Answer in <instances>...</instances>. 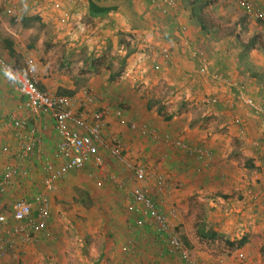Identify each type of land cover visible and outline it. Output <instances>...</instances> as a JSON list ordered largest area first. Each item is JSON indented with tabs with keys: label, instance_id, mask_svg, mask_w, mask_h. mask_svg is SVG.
Segmentation results:
<instances>
[{
	"label": "crops",
	"instance_id": "1",
	"mask_svg": "<svg viewBox=\"0 0 264 264\" xmlns=\"http://www.w3.org/2000/svg\"><path fill=\"white\" fill-rule=\"evenodd\" d=\"M198 1L191 0L193 4L183 10L181 0H174V7L161 15L146 0H0L2 58L21 64L27 56L32 57L34 79L41 91L79 97L80 89L87 87L94 98L87 109L109 110L102 129L104 142L111 137L119 139L124 158L150 171L146 170L148 175L143 181L135 182L128 169L101 150L100 168H92V173L94 180H100V188L108 185L115 191L101 201L103 207H108L107 213L97 214L92 208L94 199L90 191L98 186L91 179L83 180L80 173H86V169L71 171L49 193L50 216L45 227L31 234L28 241L14 239L0 264H183L150 226L133 230L137 246L124 249L132 235L129 229L135 216L126 211L130 196L124 205L131 216L118 210H123L120 191L129 187V192L136 185L147 191L160 211L167 214L173 210V215H167L170 227L179 233L201 264H264V256L259 259L260 248L253 247L260 245L264 237V200L260 196L264 194V135L261 140L263 133L250 116L251 111L237 102L239 88H243L245 96L264 107V81L257 73H241L242 79L248 75L250 87L239 85L241 77L237 78L231 69L234 58L225 63L223 52L217 51L219 42L211 39V32L201 31V25L191 16ZM259 3L264 6V0ZM181 26L186 27L183 32ZM185 39L206 57L210 72L225 63L231 71L226 68L223 78L239 87L215 84L206 75H199L195 58H189L181 45ZM162 45L170 50L167 57L159 53ZM139 85L141 92L135 93L132 86ZM169 85H174L176 91V110L173 108L172 112L168 103L174 96L169 97L171 90L164 94ZM201 95L215 97L216 104L199 105L196 99ZM178 99H182L183 106L178 105ZM23 101L0 74V148L10 149L9 154H0V174L11 164L8 157L17 149L11 119L24 121V133L38 139L42 152L40 157L33 155L15 164L26 175L12 178L0 195V212L6 214L14 200L31 199L42 189L39 165L43 158L51 156L57 140L52 120L31 116L23 108ZM160 102L168 105L160 106ZM192 105L198 108H191ZM181 107L188 109L179 110ZM118 108L122 111L119 118L113 114ZM221 116L224 121H215ZM232 117L239 119L241 134ZM129 122L155 130L156 136L130 130ZM163 137H179L196 145L204 141L211 154L207 169L181 151L170 158L173 149L160 144ZM234 138L241 140L240 147L237 143L234 147ZM154 175L164 179L163 191L152 187ZM75 187L82 189L83 196L72 212L59 200ZM216 194L221 196L218 202ZM85 199L92 204L90 207L83 204ZM195 200L207 202L204 206L210 209L207 217H200L205 223L202 227L192 210ZM216 202L225 207L220 214L218 207H213ZM236 233L239 237L235 247H216L222 243L220 237L230 246L228 243H233ZM243 237L247 241L239 247L237 243ZM238 255H243V260Z\"/></svg>",
	"mask_w": 264,
	"mask_h": 264
},
{
	"label": "built area",
	"instance_id": "2",
	"mask_svg": "<svg viewBox=\"0 0 264 264\" xmlns=\"http://www.w3.org/2000/svg\"><path fill=\"white\" fill-rule=\"evenodd\" d=\"M147 2L161 15H166L169 9L175 5L174 0H147ZM233 2L243 11L247 19L264 27V6L253 2V0H233ZM179 29L183 32L186 27L181 26ZM181 45L187 50V54L191 58H195L196 71L199 75H206L209 81L215 84L223 83L232 88L239 87L232 81L227 82L221 75L210 72L206 57L192 48L186 39L182 40ZM169 51L166 45L159 47V53L163 57H167ZM0 74L10 88L24 98L23 108L25 111L33 117L47 116L52 120V128L57 137L51 156L43 158L40 163L42 189L31 199L14 200L10 204L8 214L0 212L1 258L7 250L11 249L14 239L28 241L31 239V234L39 232L45 227L50 216L49 193L55 183L67 173L86 169V177L95 181L96 186L101 184L100 180H94L92 173V168H100L102 156L99 152L101 150H105L109 157L128 169L135 182L143 181L148 172L144 166L131 163L124 158L122 143L119 139L111 137L107 143L104 142L102 129L109 110L107 107L87 109L88 105L94 103L92 93L87 87L80 89L79 97L41 91L34 79L33 59L30 56H27L21 64H13L4 60L0 55ZM239 91L238 104L259 117V130L263 131L264 109L250 97L245 96L242 93V88H239ZM216 100L213 96L201 95L196 99V102L201 106L215 105ZM113 114L119 118L122 111L118 108L113 111ZM232 120L237 126L238 133L241 134L242 127L239 119L232 117ZM10 123L17 141V149L11 158L20 164L29 160L33 155H36V157L42 156L38 139L24 133V121L20 118H13ZM128 128L136 130L140 135L156 136L155 130L149 129L143 124L139 126L135 122H129ZM161 144L193 156L199 167L203 169L208 166L211 159L208 150L200 147V145L186 143L178 138L163 137L161 138ZM9 153L10 149L8 147L3 146L0 148V154L7 155ZM17 167L7 165L3 168L0 174V195L5 193L12 178H21L26 175L24 171H20ZM151 180L152 187L156 191L164 190V179L160 175L152 176ZM129 196L131 200L128 205V212L135 216L133 223L136 227L147 225L156 230L170 253L178 256L183 264H201L183 243L177 231L170 227L168 216L173 215V210L168 211L167 214L160 211L155 201L140 185L130 189ZM260 196L264 200V194ZM130 246H133L132 240L127 241L124 249L128 250ZM238 258L243 260V255H238Z\"/></svg>",
	"mask_w": 264,
	"mask_h": 264
},
{
	"label": "rangeland",
	"instance_id": "3",
	"mask_svg": "<svg viewBox=\"0 0 264 264\" xmlns=\"http://www.w3.org/2000/svg\"><path fill=\"white\" fill-rule=\"evenodd\" d=\"M259 1L260 0H253V2H255L257 4H260ZM189 3L193 4L191 2V0H181V5H182L183 10L186 9V6H188ZM194 10L198 13L197 15H198L199 19H201V21L204 24V26L206 27L207 31L211 32L210 33L211 39H214L215 42H219L220 48L226 53L227 56H231L232 58H234L232 60V64H233L232 68L231 67L230 68L232 69L233 72L235 71V73L237 74L236 77L240 78L241 73H247L248 74V73L252 72V73H257V74L261 75L262 76L261 79L263 82L264 81V27L259 26L258 24H253L249 19H246V18H243V21L240 23L239 20L243 16H242L241 12L236 8V6L232 0H210V2L207 3L205 6L203 5L201 9H198V3H197V7ZM252 36H257V43H255V46L252 49L247 50L246 52H241V53H243L241 59H239V58L235 59L238 57V54L240 53L239 48H237L239 46L237 43H239L240 45H245L248 42V40H250L252 38ZM234 55H235V57H234ZM116 59H118V57H116ZM229 71H231V70H229ZM242 78H243V76L240 79L241 81L238 82L239 85H243V86H246L247 88H249L250 86H247L248 81L250 80L248 75L245 76L244 79H242ZM141 84L142 83H140V85ZM134 85H135V83H134ZM140 85L137 86L136 88H134V86H132V88L135 89V93L141 92L140 91ZM173 88H174V85H169L168 89L164 93V94H166L168 91L171 90V92H169V95H170L169 97L174 96L172 98V102L168 103L171 105V108L169 107V112H172L171 110L173 108H174V110H176V96H175L176 91H173L174 90ZM179 97L181 98L182 95H179ZM140 98H141V96L138 95V99H140ZM182 98H184V97H182ZM181 100L182 99H178V101H179L178 105L183 106V104L181 105V103H180ZM194 102H195V100H194ZM168 104H164V103L160 102L159 105L163 106V105H168ZM191 108L197 109L198 107H194L192 105ZM1 109H2V107H0V113H1ZM154 109L157 110L156 107H154ZM181 109L186 110L188 108H186V107L179 108V110H181ZM162 115H164L163 112H162ZM228 115L230 116V114H228ZM231 115L233 116L232 113H231ZM250 116H252L253 119H255L256 121L259 120V117L254 115V114H252ZM215 121L221 123V121H224V118L221 116V117H219V119H215ZM257 123H258V121H257ZM211 125H209L208 127H210ZM212 130H213V127L210 128V131H212ZM223 132H225V130ZM244 137L245 136H242V138H244ZM50 138L53 139L52 136H50ZM175 138L180 139L179 137H175ZM169 139H171V138H169ZM202 142L204 143V141H201L200 143H198V145H200V147L206 149L205 145ZM231 142H232V144L235 145L234 147H236L239 143H241V140L234 138L233 140H231ZM236 143H237V145H236ZM162 146H164L165 148L167 147L168 149H173V148H170L169 146H166L164 144ZM238 147H240V145H238ZM176 151L177 150L174 151V149H173V151L170 152V154H171L170 158L176 157L175 156ZM190 157H192V156H190ZM8 159H9L8 162L11 163L10 165L15 166L17 161H15L11 157H8ZM234 159H236V157H233V160ZM155 163H158V162L155 161ZM5 164H8V163H5ZM37 164H38V160H37ZM111 164L112 163H110V165ZM33 165H36V163H33ZM104 166H105V162H103V167ZM115 166H117V164H115ZM115 166H112V167H115ZM208 166H209V164H208ZM144 167L146 168V170L148 172H150L146 166H144ZM39 168H40V165H39ZM205 169H207V167ZM66 175L63 176V178H65ZM80 175L84 181H88V179L85 177V172L80 173ZM76 176L77 175L74 174V177H76ZM71 178L72 177H68L67 179H71ZM129 178H132L131 175H129ZM61 180H62V178H61ZM107 187H108V185L104 188L97 187V188L90 191V193L92 194L93 199H94V205L92 206V208H94L96 210L97 214H99V213L101 214L102 212L107 213L106 209H108V207H106V206L103 207L104 205H102L101 201L103 198H105V195H108V194L114 195L115 194L114 189H110L111 187L110 188H107ZM121 188L123 189V187H121ZM127 188H129V187H125V189H123V190L121 189L122 191H120L123 194L122 196H120V198L122 199V202H123V204L122 205L120 204V206L123 207V210H120V209H118V210L122 214H126L127 216H131L128 212L126 213L127 209L125 211V205H124V203L126 201H128L127 199L129 196V192L127 191L128 190ZM81 190H82L81 188L75 187V189L71 188V189L66 191L67 195H64L65 199L59 200L65 205V207H64L65 209L70 210L72 212H74V210H76L75 207L78 205V203H77V201L79 200L78 198H80V196L81 197L83 196L82 193L80 192ZM233 194L236 195L235 192ZM227 195L225 194L226 197H229ZM217 196H218V198H217ZM215 197L217 198V200H216L217 202L219 199H221L220 198L221 196L219 194H216ZM212 198H214V196H212ZM189 200H191V199L189 198ZM82 201H81V203H82ZM217 202H216V204L213 205V207H218L217 210L220 214V210L225 209V207L221 206V204H219V203L217 204ZM7 203L5 204V207H6ZM188 203L191 204L190 202H188ZM206 203L207 202H201V201H197V200H195L194 205L192 203V205H193L192 210L194 211V213L196 212V216L198 217V225L201 227L205 223L202 222V218H200V217H202V216L207 217L209 215V212H210V209L208 207L204 206ZM83 204L87 205L89 207L92 205L91 203L89 204L86 201V199L84 200ZM74 214H76V213H74ZM76 221H78V220H76ZM136 229H140V228H135L133 226H130V229H129V231H132V235L130 236L129 239L132 240L133 246H137V243H138L136 241V237H133V235H134L133 230H135V232H137ZM1 233L2 232H0V235H1ZM237 234L238 233L233 235L234 241H233L232 245H234V246H228L225 243V241L223 240V238L220 237V241H222V243H220V245H217L216 247H221L222 249H224L225 247H235V243L237 242V239L239 237V235L236 236ZM263 236H264V229H263ZM248 241H251V238H249ZM38 242H39V239H38ZM38 244H39V246H42L41 243H38ZM260 245H259V243H256V245L253 247H256L257 250H259V248H260V256L261 257H259V259L262 260L261 258H263L262 256H264V237H263V241ZM230 249H232V248H230ZM234 250H235V248H234ZM254 260H257V258H255ZM263 263H264V261H263Z\"/></svg>",
	"mask_w": 264,
	"mask_h": 264
},
{
	"label": "trees",
	"instance_id": "4",
	"mask_svg": "<svg viewBox=\"0 0 264 264\" xmlns=\"http://www.w3.org/2000/svg\"><path fill=\"white\" fill-rule=\"evenodd\" d=\"M147 1V0H146ZM233 1V0H232ZM210 2V0H199L197 3H198V9H201L202 8V6L204 5H206L207 3H209ZM236 6V5H235ZM236 8L241 12V14H242V18H240V20H239V22L241 23L242 21H243V18H246L247 19V17L244 15V13H243V11L240 9V8H238L237 6H236ZM191 16L192 17H194V18H196L195 20L197 21V23L198 24H200L201 26H200V30L201 31H203V29L204 30H206L207 31V29H205L204 27L205 26H203L202 27V21H201V19H199V17H198V13L195 11V10H193L192 12H191ZM251 22H253V21H251ZM255 23V22H254ZM255 43H257V36H252V38L250 39V40H248V42L245 44V45H240L239 43H237L239 46H238V48H239V54H238V57L236 58V59H241L242 58V54L243 53H241V52H246L247 50H249V49H252L254 46H255ZM191 46V45H190ZM218 52L220 51V52H223V54L224 55H226V53L221 49V48H219L218 50H217ZM184 52L187 54V50L184 48ZM218 52L216 53V54H218ZM223 55V57L224 58H226L227 59V61L225 62V63H229L231 60H232V57H228V56H224ZM187 56L189 57V58H191L188 54H187ZM224 63V65H222V64H220V66L218 67V69L219 70H216V71H214L215 73H217V74H219V75H221L222 77H224V75H223V72L226 70V68H227V66H226V64ZM196 65V64H195ZM221 70V71H220ZM227 70H228V68H227ZM250 76L251 75H253V73H248ZM247 76V75H246ZM255 76V78H256V75H254ZM258 78V77H257ZM260 79V78H259ZM243 89V88H242ZM259 106L261 107V108H263L264 109V107L263 106H261L260 104H259ZM258 121V120H257ZM259 124H257V126H258ZM260 131V130H259ZM261 133H263L260 137H261V140H262V137H263V135H264V129H263V131H261ZM262 144H264V142H262ZM128 210V209H127ZM147 225H143V226H141V227H136L135 225H134V223H133V227H136V228H144V227H146ZM211 238H213L212 236H210ZM246 241H247V239L245 238V237H243L241 240H239L238 241V243H237V245L239 246V247H241V246H243L245 243H246ZM127 243V242H126ZM230 246H233L232 245V243H228ZM126 245V244H125Z\"/></svg>",
	"mask_w": 264,
	"mask_h": 264
},
{
	"label": "clouds",
	"instance_id": "5",
	"mask_svg": "<svg viewBox=\"0 0 264 264\" xmlns=\"http://www.w3.org/2000/svg\"><path fill=\"white\" fill-rule=\"evenodd\" d=\"M85 177H86V175H85ZM87 178V177H86ZM88 179V178H87ZM89 180V179H88ZM99 187V186H98ZM128 211V210H127Z\"/></svg>",
	"mask_w": 264,
	"mask_h": 264
}]
</instances>
